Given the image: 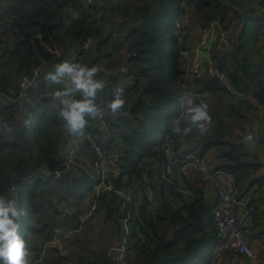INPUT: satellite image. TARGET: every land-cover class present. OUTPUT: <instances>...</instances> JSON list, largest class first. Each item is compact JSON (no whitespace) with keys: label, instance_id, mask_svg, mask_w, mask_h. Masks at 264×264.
Segmentation results:
<instances>
[{"label":"trees","instance_id":"1","mask_svg":"<svg viewBox=\"0 0 264 264\" xmlns=\"http://www.w3.org/2000/svg\"><path fill=\"white\" fill-rule=\"evenodd\" d=\"M57 1L9 0L7 5H0V13L1 10L4 12L0 14V23L3 36H7L4 48L0 50L1 93L15 98L19 92L16 79L21 72L29 71L32 63L28 37L42 34L49 38V26L60 17L68 22L70 15H66L69 12L67 8L76 6L79 19L68 30L75 38L71 46L75 47L84 35L95 36V43L88 51L79 52L72 63L97 69L93 79L102 81L104 87L97 90L95 103L102 99L109 75L125 64V57H119L117 51L125 48L139 54L138 58L128 59L136 84L123 91L121 98L125 103L120 113L110 117L107 125L116 146L113 151H117L121 144L130 147L129 153L121 157L124 169L121 182H129L119 183L120 188L125 189L131 182L141 179L144 170L142 160L162 156L166 140L172 135L177 138L176 148L181 158L196 153L206 157L214 170L232 173L237 183L253 178L247 185L248 190L254 189L253 193L261 186L258 149L264 147V56L260 54L257 60L253 59L251 51L245 50L249 40L243 43L238 40L242 38L243 26L255 20L251 3L262 10L264 0H98L101 6L107 5L98 18L96 9L86 4V0H67L66 4ZM52 4L56 6L50 7ZM190 9H195L197 13L201 10L205 15L200 13V18L205 23L216 20L226 31L232 27L233 18L242 19L239 27L237 25L238 30L242 27L239 35L231 34L228 37L232 50L223 52L219 40H215L210 55L213 66L226 73L234 87L249 88V95L244 99L222 95L216 78L205 72L194 77L189 91L192 105H206L209 115L218 119L214 126L203 125V131L187 119L178 120L184 93L181 75L185 70V61L180 56L183 48L179 45L181 28L177 24L182 26L183 18L193 14ZM45 12L51 13L53 19H44L42 15ZM62 24L53 31L63 45L59 33ZM94 24L98 25L93 32ZM187 47L190 49L191 44ZM45 56L51 60L53 68L40 81L55 73L60 60L69 61L65 55L58 60L50 55ZM60 86L39 83L35 91L42 96L40 107L24 112L18 122L12 119L16 113L15 103L11 100L0 103V197L6 202L11 201L6 189L11 178H14L19 191L22 185L35 183L28 195V227L18 230L25 241L26 264H34L43 243L52 241L56 235L60 237L71 232L74 222L67 218L68 209L76 207L81 211L83 199L90 195L94 186L86 174H74L61 166L60 145L68 130L66 124L58 122L63 104L49 117L39 116L31 130L27 128L33 112L51 104L52 94ZM75 92L76 98L81 100L82 93L78 90ZM127 109L133 113L142 112L145 123L141 125L128 120L122 115ZM173 109L174 113H171ZM164 114L166 128L163 129L160 122ZM175 127L180 131L174 132ZM189 127L192 131L185 134L184 130ZM131 133H136L137 137L134 138ZM89 146L85 140L80 143L79 150L80 157H87H83L89 162L87 169L93 166L97 158ZM156 179L157 193L162 199L155 209L145 200L137 205L139 215L136 214L131 222L127 264H212L213 255L222 245L214 222L216 198L202 191L201 176L184 179L183 187L191 191V197L180 192L179 189L183 187L178 182L170 184L161 178L159 172ZM253 186L256 189H251ZM166 195L175 196L178 201L167 203ZM107 199L116 201L115 194L111 193ZM104 211L111 216L118 215L112 232L119 243L123 235L120 219L124 212L119 207L110 208L109 205H105ZM14 222L17 224V220ZM82 231L97 234L99 229L92 226ZM65 242L66 258L58 255L56 246L49 249L46 257L53 264H69L71 256L78 253L81 236L72 232ZM93 250L85 257L78 254L79 262L115 264L113 257L103 258L108 252L107 247L100 256H95L97 248ZM0 264H4V261L0 260ZM40 264H46V261Z\"/></svg>","mask_w":264,"mask_h":264},{"label":"built area","instance_id":"2","mask_svg":"<svg viewBox=\"0 0 264 264\" xmlns=\"http://www.w3.org/2000/svg\"><path fill=\"white\" fill-rule=\"evenodd\" d=\"M263 1V0H262ZM86 4L94 7L97 18L105 12L107 5H100L98 0H86ZM76 17L69 16L68 23L72 27L73 23L79 19V14L75 12ZM71 29V28H69ZM191 34L189 27H181L179 33V45L183 49L180 51V56L185 61V70L181 75V87L184 93L180 102V116L178 120H190V113L188 112L191 105L188 104L190 99L191 83L194 77L201 74L203 68L202 50L206 49L208 72L210 77L218 80V85L221 94H229L239 99H244L249 95V88L246 86L234 87L228 80L227 74L215 68L210 57V50L213 48L214 39H218L222 51L229 53L232 50L231 42L229 41V33L224 30L221 23L212 20L200 32L199 42L195 48L189 49L187 47L188 39ZM95 36H83L80 47V52L88 51L95 43ZM6 37L3 36V27L0 23V50L4 48ZM32 63L29 71L21 72L19 80V92L15 98H10L4 93L0 92V103L6 100H11L15 103L16 113L13 115V120L20 121L21 115L29 109H37L41 105L42 96L39 95L35 88L38 86L41 78L52 72V62L47 59L46 55L52 56L54 59L61 57L58 47L54 44V40L49 37L45 38L42 34H36L30 37ZM187 41V42H186ZM122 57H125V64L119 66L107 78V87L104 92V97L99 103L95 104L97 107L96 118L98 124L104 129L107 134L106 147L107 150H102L99 145V135H95V128L86 123L81 133L71 134L68 142L65 143L61 152V166L66 171H71L74 174L84 173L89 176L94 182V186L90 191V195L83 199L81 211L76 207H71L69 219L74 222V228L71 232L60 237H56L55 241L43 243L40 247V252L36 258L35 264H40L44 261L45 256L51 249V245H55L58 250V255L62 258L67 256V250L63 246L64 239H67L72 232H80L86 223L95 221L97 212L102 209L104 211L105 205L110 208L119 207L120 211L124 212V216L120 219L123 227V235L119 243L111 248L103 258L113 257L115 264H127V249L129 246V236L131 234V222L135 215H139L137 203L143 200L147 201L150 207H157L162 199L158 196L156 189V174L154 170L160 173V176L170 184L178 182L180 186H184V179H189L194 176H201L202 191L207 195L211 194L212 189L217 200V206L214 211V222L217 230V235L221 239V249L230 256L242 255L247 258L250 264H260L258 260V253L256 248L250 244L247 239L246 231L247 225L255 218L256 206L252 202L254 197L253 190H248L242 185H237L236 179L232 173L222 170H212L208 159L200 157L196 153L188 154L181 158L177 152V138L172 135L165 143L162 156L148 157L144 159L142 167L144 170L141 173V179H137L129 184L125 189L119 187L121 177L123 175L122 156H125L130 151L129 146L119 148L116 152L108 153V149L112 143V137L107 130L108 120L113 115L109 104L115 98L116 89L124 86H131L136 84L134 75L131 73L129 58H138L137 52L128 53L126 50L121 51ZM213 66V67H212ZM69 93L68 97H56L57 92ZM56 101L61 99L76 98V94L71 90L70 83H66V87L57 90L53 94ZM130 121H135L141 125L145 123V117L142 112L133 113L130 109L123 113ZM24 119V117H23ZM58 122L66 124V121L60 116ZM203 125L208 127L214 126L218 123V119L211 117V121H202ZM87 141L97 155L94 162L95 173L87 169V165L78 162L80 143ZM159 167V168H157ZM126 180L122 184H126ZM179 186V187H180ZM8 194L14 198H19V192L14 179H11L7 185ZM187 197H191L192 193L187 187L179 189ZM114 193L116 201L107 199V197ZM178 198L172 195H166L167 203H175ZM67 233V232H66ZM213 260L212 264H215Z\"/></svg>","mask_w":264,"mask_h":264},{"label":"rangeland","instance_id":"3","mask_svg":"<svg viewBox=\"0 0 264 264\" xmlns=\"http://www.w3.org/2000/svg\"><path fill=\"white\" fill-rule=\"evenodd\" d=\"M57 2L61 3V4L62 3L66 4L67 0H58ZM5 3H6V1H5ZM61 4H59V5H61ZM251 5L253 6V9H254V12H253L252 15H253L255 20L248 21V23L243 26V29L241 27L238 30L239 24L242 21V19L239 20L237 17L233 18V24H232V27L228 30V33H230L229 35L234 34L236 36L237 34L239 35V33H240L241 29H242L243 41H242V38H241L240 40H238V42L239 43L240 42L243 43L245 40H249V44H248V46H247V48L245 50L246 51H251V57L253 59L257 60L258 55L261 54V56H264V10H260L258 6L256 7V5L254 7L253 3H251ZM55 6L56 5L52 4L50 7H55ZM66 6H68V5H66ZM34 7H36V6H34ZM76 8H77L76 6H72V7L69 6L67 8V10L69 12H67L66 15H71V18H75L76 17L75 12H77ZM190 10L193 12V14H190V15L187 14L183 18L184 24H182V25L192 28V29L190 28L191 29V34H190L189 37H191V42L194 45L193 47L191 45V47L195 48L197 46V43L199 42V36H200L201 30L206 25H208V23H205L203 21V19L200 18V15H201L200 13L205 15L204 12H202L201 10H198L199 13H197L195 9H190ZM42 17L44 19L48 20V21L53 19L52 14L48 13V12L47 13L45 12L42 15ZM259 19H260V21H259V25H258L257 21ZM60 20H61L60 24H62V23L63 24H62L61 28L59 29V33L62 36V43L64 45V55L68 59V55L75 48L74 46H71L72 43L75 42V38H73V35H71L69 33V31H68L69 30V23L66 22L67 20H64L62 17H60ZM58 21L55 22L54 24L58 23ZM189 23H191L192 25H190ZM60 24L55 25L54 28L59 26ZM97 25L98 24L92 25L93 32H94V28L97 27ZM237 25H238V27H237ZM258 26H259V28L256 31V28ZM5 37L7 39V36H5ZM54 45H56V44H54ZM121 51H125V48H121V49H119V51H117L119 57L121 55ZM127 52L130 53V54L132 53V52H130L128 50H127ZM209 53L211 54V51ZM61 58H59V59H61ZM209 58L211 59V55H210ZM68 60L71 61V62L73 61V60H70V59H68ZM202 60L204 61L203 62L202 73L205 72V74L211 76V74L207 70L208 69L207 53H203ZM64 61H65V59H62L58 63H62ZM10 73L11 72H9V74ZM52 74H54V72ZM19 78L20 77H17L16 80L18 81ZM43 82L51 83L52 86H60L62 84H66L67 80H66V77H65V78H63V80L60 83H54L48 77ZM68 82L72 86L71 80L69 78H68ZM141 84H143V83H141ZM144 85H146V83ZM72 88H73V86H72ZM50 101L52 103L46 105V107L44 109L35 110V112H33L32 116H31V119L27 122L28 130H31L34 127V123H35L36 119L39 116L45 115V116L49 117L51 114L55 113L56 111H58L60 109V106H59L61 104L60 102L56 101L54 98H53V100H50ZM191 106H193V105H191ZM175 109H177V108L175 107ZM175 109H173L171 111V113H174ZM165 115L166 114H164L162 116L163 119H162V122H160V125L163 127V129L166 128V120L164 119ZM188 121H190V120H188ZM154 127H155V125H154ZM94 134L98 135L96 132H94ZM131 135H133L134 138H135V136L137 137L136 133H131ZM131 139H133V138H131ZM99 145H100V147L102 146V142L100 143V139H99ZM124 146H125L124 144H121L119 148H122ZM91 150H93V149H91ZM154 173L156 174L157 171L154 170ZM10 180L7 182L6 187H7L8 183L10 182ZM248 183H247V185H248ZM34 187H35V183H28V184L22 185L21 188H20V191L18 189L19 198L18 199H14L12 197H11L12 199L10 198L11 201L15 202L17 210L21 213L19 219H16L17 220V224L19 225V229L21 231L24 230L25 228H27L28 224H29L28 219H29L30 212H29V206H28V200H29V196L28 195L34 189ZM89 194H90V192H89ZM81 209H82V207H81ZM47 210H48V207H47ZM106 213H107V211H102V209H101L100 211L97 212V215H96V218H95L94 222L86 223L82 227V230L85 227H87V228H90L92 226L97 227L99 229V232L97 234H95L93 231H82L81 230L80 232H76V233H79V235L81 236L82 243L80 245H78V248H77V252L78 253H76V254L71 256V258L69 260V262H70L69 264H82V263L79 262L80 257L77 256L78 254H82L85 257V256H88L89 254H92V251H94L93 249L97 248V254L95 256H100L101 255V251L102 252L105 251L106 247H107V251H109L111 248H113L115 246V244L118 241V237H115V234L112 232L113 231L112 228L114 227V223L116 222V219H117L118 215L112 214V216H111L110 214H106ZM90 225H92V226H90ZM88 226H90V227H88ZM250 232H252V230ZM64 233H66V232H64ZM70 235H72V233ZM245 236L249 240L250 233H249L248 228H247ZM256 236H258V235H256ZM55 239H56V236L51 241V243L54 242ZM67 242L69 243V241H67ZM63 246L65 247L64 242H63ZM51 247H55V245L53 244V245H51ZM54 255H55V253H54ZM48 259H49V257L47 258L45 256V259H44L43 262L45 263V261H46V264H53L52 261H49ZM35 263H36V260H35L34 264Z\"/></svg>","mask_w":264,"mask_h":264},{"label":"clouds","instance_id":"4","mask_svg":"<svg viewBox=\"0 0 264 264\" xmlns=\"http://www.w3.org/2000/svg\"><path fill=\"white\" fill-rule=\"evenodd\" d=\"M262 10H264V6ZM177 26L179 28L188 27L183 25L181 26L180 24H177ZM215 40L218 39H214V41ZM203 52L206 53V49L202 50V54ZM63 55H61V57ZM75 57L72 60H74ZM96 71L97 69L95 67L88 68L86 66H82L80 64H75L65 60L62 63H58L56 65L55 73L49 76V79L54 83H60L63 78L68 77L71 80L74 89L82 93L81 100H73L67 98L60 100L61 104L64 105L60 116L64 121H66V128L70 130L73 134H76L78 132L82 134V130L86 125L85 116L87 115L95 118V115L97 113V107L94 103V100L97 90H102L104 84L102 81H97L93 79ZM115 91V98L109 104V108L112 110L113 114L119 112V110L123 107L125 103V101L121 98L123 94V89L118 87ZM62 96L68 97L69 93L67 91L63 93H56L57 98H60ZM188 104L192 105L193 102L191 100H188ZM206 109L207 106L204 104H201L200 106H191L188 109V112L191 114V124L200 128L201 131L204 130L203 124L201 122L211 121V116L209 115ZM173 131L179 132L180 129L178 127H175L173 128ZM184 131L185 134H187L192 131V128L189 127ZM20 215L21 213L17 210L15 202H6L2 197H0V260H3L4 264H26L25 241L22 239L21 235L18 232L19 225L14 222L16 219H19ZM215 255H213L212 260Z\"/></svg>","mask_w":264,"mask_h":264},{"label":"crops","instance_id":"5","mask_svg":"<svg viewBox=\"0 0 264 264\" xmlns=\"http://www.w3.org/2000/svg\"><path fill=\"white\" fill-rule=\"evenodd\" d=\"M5 1H6V3H5ZM7 2H9V0H0V5H7ZM28 2V1H27ZM2 13H4L2 10H1V13L0 14H2ZM195 42V41H194ZM189 44H191L192 45V47L194 46L193 44H192V42H191V38H190V43ZM76 47V46H75ZM204 53V52H203ZM66 80H67V82H68V78H66ZM43 81H40V83H42ZM64 87H66V84H62V86H60V88L59 89H63ZM70 87H71V90L74 92V93H76L75 92V90L72 88V86H71V84H70ZM106 87H107V85H106ZM106 87H105V89H106ZM127 85L126 86H124L122 89H123V91L124 90H127ZM58 89V90H59ZM105 89H104V91H103V93H102V98L104 97V92H105ZM53 97V96H52ZM60 102V101H59ZM61 103V102H60ZM95 103V102H94ZM95 104H97V103H95ZM128 110V109H127ZM120 111V110H119ZM117 113H120V112H117ZM116 113V114H117ZM124 113V112H123ZM123 113H122V115H123ZM59 117H60V115H59ZM59 117H58V119H59ZM85 119H86V123L88 124H90V126H92V127H95V132L99 135V139H100V143L102 142V146H101V149L102 150H107V149H105V147H106V140H107V134H106V132L103 130H101L99 127H98V122L97 121H95V120H93L92 118H90V117H88V116H85ZM96 122V123H95ZM88 124V125H89ZM97 127H98V129H97ZM108 130V129H107ZM109 132V131H108ZM70 134H73L72 132L70 133ZM68 135H69V130H67V132H66V135H65V139H64V141L61 143V145H60V150H61V152H62V149H63V147H64V145H65V143H67L68 142V140L66 141V139H67V137H68ZM125 146H127V145H125ZM124 146V147H125ZM82 147V146H81ZM89 148L91 149V147L89 146ZM116 148V146L114 145V140H113V138H112V143H111V145H110V148L108 149V153H110V152H116V150L115 151H113L114 149ZM123 148V147H122ZM258 150H260L259 152H258V154H259V162H258V164H260L261 165V168L259 169V173H258V176L260 175L261 177H262V179L260 180V183H261V186H259V187H257V190H255V192H254V197H253V199H252V202L255 204V206H257L258 207V213L257 214H255V218L252 220V221H250L249 223H248V225H247V228H248V230H249V233H250V237H249V242H250V244L251 245H253L255 248H256V250H257V253H258V260H259V263L260 264H264V147L263 148H259ZM80 157V156H79ZM83 157H85V155L83 156ZM83 157H80L81 159V161L82 162H86V165H87V167H88V164H89V162L85 159V158H87V157H85V158H83ZM208 157V156H207ZM146 158H148V157H146ZM146 158H144V159H146ZM144 159L142 160V162L144 161ZM210 159V158H209ZM95 162V161H94ZM211 162V161H210ZM211 167V169L213 170L214 169V166H213V164L210 166ZM89 170L92 172V173H94L95 172V169H94V164H93V166L92 167H89ZM11 179H14V178H11ZM253 178H251V180H252ZM250 180V181H251ZM250 181H246V182H244V183H237V185L239 186V185H242L244 188H246L247 187V183L248 182H250ZM237 182V181H236ZM256 186V185H255ZM253 188H255L254 186L253 187H251V189H253ZM256 189V188H255ZM253 191H254V189H253ZM211 196H213V197H215V195H214V190L212 189V191H211V194H210ZM138 204H140V202H138L137 203V205ZM82 205V204H81ZM70 209H71V207H70ZM70 209H68V212H69V214H67V218L69 217V215H70ZM139 209V208H138ZM69 219V218H68ZM70 220V219H69ZM72 221V220H71ZM73 230V229H72ZM71 230V231H72ZM252 230V232H250ZM254 232V233H253ZM251 234L253 235V238L251 237ZM256 235H258V236H256ZM56 236H58V235H56ZM65 241H66V239H64V244H65ZM213 260H217V263L216 264H250V262H249V260L247 259V258H245L244 256H242V255H235V256H230L229 254H226L225 252H223L222 250L220 251H217L216 252V255L214 256V258H213ZM212 260V261H213Z\"/></svg>","mask_w":264,"mask_h":264},{"label":"water","instance_id":"6","mask_svg":"<svg viewBox=\"0 0 264 264\" xmlns=\"http://www.w3.org/2000/svg\"><path fill=\"white\" fill-rule=\"evenodd\" d=\"M60 22H61V20H60V18H59L58 23H56V24L53 23V24H51V25L49 26V35L51 36V38H52V39L54 40V42L56 43L60 55H63V52H64L63 45L61 44V42L59 41V39L57 38V36L55 35V33H54V31H53L54 26L60 24ZM29 39H30V38L28 37V40H29ZM80 47H81V42L78 41V42L76 43V47L74 48V50L68 55V59L72 60L75 56H77V55L79 54ZM86 116H87V115H86ZM88 117H90V118H92L93 120L97 121L96 116H95V118H93V117H91V116H88ZM98 127H99L102 131L104 130V129L101 127L100 124H98ZM70 133H71V131L69 130V135H68L66 141L70 138V136H71ZM77 161H78V162H82L79 158L77 159ZM82 164L86 165V162H82Z\"/></svg>","mask_w":264,"mask_h":264}]
</instances>
